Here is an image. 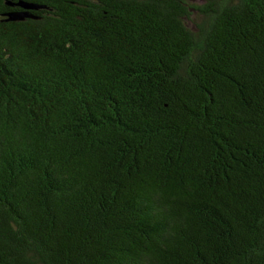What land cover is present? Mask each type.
<instances>
[{"label":"trees","instance_id":"trees-1","mask_svg":"<svg viewBox=\"0 0 264 264\" xmlns=\"http://www.w3.org/2000/svg\"><path fill=\"white\" fill-rule=\"evenodd\" d=\"M0 0V264H264V0Z\"/></svg>","mask_w":264,"mask_h":264},{"label":"water","instance_id":"water-1","mask_svg":"<svg viewBox=\"0 0 264 264\" xmlns=\"http://www.w3.org/2000/svg\"><path fill=\"white\" fill-rule=\"evenodd\" d=\"M7 3L11 6L17 5L19 7V8L11 9L5 13L6 19H10V20H21L24 19L25 17H33L34 15L31 12V10L40 7V5L38 4L24 0H18L16 2L7 1Z\"/></svg>","mask_w":264,"mask_h":264}]
</instances>
